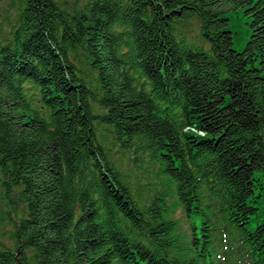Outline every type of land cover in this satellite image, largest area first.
Masks as SVG:
<instances>
[{"label":"trees","instance_id":"obj_1","mask_svg":"<svg viewBox=\"0 0 264 264\" xmlns=\"http://www.w3.org/2000/svg\"><path fill=\"white\" fill-rule=\"evenodd\" d=\"M2 9L0 264H264V0Z\"/></svg>","mask_w":264,"mask_h":264},{"label":"rangeland","instance_id":"obj_2","mask_svg":"<svg viewBox=\"0 0 264 264\" xmlns=\"http://www.w3.org/2000/svg\"><path fill=\"white\" fill-rule=\"evenodd\" d=\"M81 1L82 0H79V2ZM5 4H6V0H0V25L5 29H8L7 27H5L7 21L3 20L4 13L2 7ZM8 16H9L8 22H12L14 17V10ZM231 25L235 30V32H237V34L239 33L243 35L244 31H242V27H244V24L242 23L240 16H236V14H234L231 19ZM24 207H25V203L19 194V187L16 185H12L11 187L9 185H2L0 181V216L2 215L1 212L2 209H8L11 218L15 220L17 217L20 216V213L22 212ZM2 222L3 223L0 222V240L7 243L10 246H13L12 240L9 239L7 234L10 233L9 230H11L12 225L14 223L12 224L11 220L2 221Z\"/></svg>","mask_w":264,"mask_h":264},{"label":"bare ground","instance_id":"obj_3","mask_svg":"<svg viewBox=\"0 0 264 264\" xmlns=\"http://www.w3.org/2000/svg\"><path fill=\"white\" fill-rule=\"evenodd\" d=\"M213 184V183H212ZM196 187V186H195ZM180 191V190H179ZM193 192H195V191H193ZM180 194H181V192H180ZM184 194V193H183ZM191 194H193V193H191ZM191 194H189V195H191ZM199 194V193H198ZM182 195V194H181ZM187 195V194H186ZM196 195V194H195ZM203 196V195H202ZM187 197V196H186ZM190 197V196H189ZM182 199V198H181ZM190 199V198H189ZM184 200V199H183ZM196 200V199H195ZM189 202V201H188ZM192 202V201H191ZM198 204V203H197ZM198 206V205H197ZM194 207V206H193Z\"/></svg>","mask_w":264,"mask_h":264}]
</instances>
